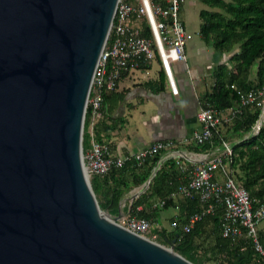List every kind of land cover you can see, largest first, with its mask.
<instances>
[{
	"label": "water",
	"instance_id": "water-1",
	"mask_svg": "<svg viewBox=\"0 0 264 264\" xmlns=\"http://www.w3.org/2000/svg\"><path fill=\"white\" fill-rule=\"evenodd\" d=\"M117 3L0 0V264H195L101 209L83 162Z\"/></svg>",
	"mask_w": 264,
	"mask_h": 264
},
{
	"label": "built area",
	"instance_id": "built-area-1",
	"mask_svg": "<svg viewBox=\"0 0 264 264\" xmlns=\"http://www.w3.org/2000/svg\"><path fill=\"white\" fill-rule=\"evenodd\" d=\"M183 2L184 0H118L108 38L89 90L86 110L87 107L90 108L92 126L96 120L104 116V94L116 90L124 75L141 66L149 65L155 58L160 61L171 93L178 94L172 63L185 64L186 71L189 72L185 51L188 36L184 22L180 18ZM144 20L150 27L151 37L141 35L140 24ZM237 93L239 102L224 110L209 106L201 107L197 112L200 127L185 141L196 146L204 145L211 139L212 129L215 126L231 121L250 104L261 107L263 101L260 98L264 94V84L259 90L237 89ZM263 113L264 111L253 126L254 135L259 132L263 124ZM175 144L172 140H157L136 152L115 154L109 143L96 140L91 130L89 146L82 150L83 162L89 177L93 174L104 176L113 167L123 166L126 161L141 166L147 158L160 154L147 180L150 183L162 164L173 159L180 176L170 194L165 198H157L152 208L161 209L166 201H176L179 198L195 201L196 209L189 213L184 221L178 218L172 220L171 228L189 233L195 223L204 217L219 214L221 236L232 243L246 240L254 253V264H264V238L259 232V225L264 222V203L258 204L254 201L248 189L231 175L224 162V157L232 154L230 144L223 142L220 152L203 158H197L189 153L184 156L174 150ZM217 173L222 179L216 177ZM144 184L140 190L143 189ZM148 185L141 193L148 188ZM133 199L130 198L128 211L123 212L117 221L126 228L155 240L156 235L152 234V229H161V227L152 220L131 214L129 211Z\"/></svg>",
	"mask_w": 264,
	"mask_h": 264
},
{
	"label": "trees",
	"instance_id": "trees-1",
	"mask_svg": "<svg viewBox=\"0 0 264 264\" xmlns=\"http://www.w3.org/2000/svg\"><path fill=\"white\" fill-rule=\"evenodd\" d=\"M201 1L210 8L199 11L200 37L207 46L212 47L217 53H229L231 66L220 64L214 70L215 81L212 88L205 92L201 98L200 106L224 110L239 102L237 89L248 91L262 88L264 84V0ZM140 25L141 35L151 37L147 21L144 20ZM254 66L256 67L257 75V84L255 85L252 84L250 79L251 69ZM162 83L161 81V86ZM104 95V102L111 107L125 99V92L123 91L114 90ZM260 114L261 107L256 104H250L244 107L242 113L231 121L215 126L212 129L211 139L204 145L196 146V149L204 150L217 146L222 150L223 142L229 143L232 154L224 157V162L227 164L234 179L248 189L251 197L258 204L264 203V198L260 197L264 193V120L259 132L251 136L250 134ZM89 123L90 108L87 107L82 140L84 150L89 146ZM93 133H95L94 137L96 140L103 142L95 130ZM247 134H249L248 139L237 140V138L240 139ZM159 158L160 154L149 157L141 166L135 162L126 161L123 166L113 167L104 176L91 175L90 183L92 189L97 196L96 198L100 196V201L99 199L97 200L100 208L112 215L118 214L124 194L137 185L142 186L148 180L152 168ZM242 159L243 161H241ZM179 176L180 174L174 160L165 161L152 177L148 188L132 200L129 212L135 216L151 220L155 215V209L162 210L172 206L173 201L168 200L163 208H152V204L157 198H165L170 194ZM255 180H260L263 187L256 189L254 186ZM140 203H142L144 209L146 208V211H136ZM186 204L191 208V212L196 209L195 201H187ZM123 209V212H126L125 208ZM185 217L186 215L180 220L184 221ZM219 219V214L206 216L195 223L189 233L177 231L178 236L173 243L172 239L175 238L176 233L167 232L164 228H156V241L159 238L162 242H166L176 252L195 264H210L211 258L207 255L208 252H205L200 239L201 228L204 223L212 221L219 229ZM226 240L234 248V251L230 252L233 254L234 264H241L242 260H247L248 264H254V253L250 246H248L247 251L241 253L237 251V248L238 245L243 243L242 241L232 243L229 239ZM222 242L226 245L225 241ZM226 255L228 254L226 253ZM226 262V264H230L228 258ZM220 263L222 264V261Z\"/></svg>",
	"mask_w": 264,
	"mask_h": 264
},
{
	"label": "crops",
	"instance_id": "crops-1",
	"mask_svg": "<svg viewBox=\"0 0 264 264\" xmlns=\"http://www.w3.org/2000/svg\"><path fill=\"white\" fill-rule=\"evenodd\" d=\"M181 10L184 12L183 4ZM201 42H203L202 39ZM204 45L207 49L210 48L205 43ZM210 51L214 52V56L217 53L212 47ZM210 53L212 56V52ZM217 59L218 57L215 60ZM197 63H201V61H197L194 65L195 67ZM206 66L210 67V64ZM198 68L203 69V73L196 71V73L193 74L190 68L189 72H187L186 66L183 63L174 66L173 72L176 80L178 77L177 82L179 81V84L176 82L178 87L177 95L171 93L158 58L152 60L147 67L141 66L132 70L129 74L121 78L116 89V91L125 92V99L115 104L114 107L104 103V116L96 120L93 126L89 123L90 127L88 126V131L90 132L92 130V132H94L95 130L103 142L109 143L115 154L133 153L157 140H172L176 143L174 150L181 152L184 156L187 153L197 158L215 155L221 151L217 146H213L212 149H196V145L185 141L200 127V123L197 120V112L201 108V93L204 90L200 81L207 67L204 68L202 65H198ZM161 76H163L162 79ZM183 79L187 80L186 84ZM161 81L163 82L162 86L160 85ZM205 92H207L206 88L204 93ZM135 109L140 115L142 135L134 138L133 143H131L130 135L125 132V127L129 123V118L127 116H132V110ZM128 113L130 114L127 115ZM251 135H254L252 131L250 136ZM227 136L229 137L228 134ZM248 138L249 134L244 135L240 139L237 138V140L241 141ZM183 159L185 160V158ZM241 161H243V159ZM216 177L222 179L218 173ZM254 186L256 189L263 187L260 180H255ZM132 194L130 196H125L121 200V208H125V211L129 209L128 204ZM260 197L264 198V193L261 194ZM186 202V200L179 198L173 201L172 206L166 208L165 211L155 209V215L151 220L157 223L161 228H164L167 232L176 233V229L171 228V230H167L162 224V219L165 217L166 211L168 210H172L169 217V225L175 218L183 219L185 215L187 216L191 212V208H189ZM142 210L146 211V208L144 209V206L140 203L136 211L142 212ZM122 211H124V209ZM259 232L264 238V222L259 225ZM200 235L205 252H208L207 255L211 258L209 261L210 263L221 264L220 262L222 261V264H226V259L228 258L229 263L234 264L233 254L230 253L234 251V248L228 244L226 238L224 239V237L222 238L220 236V231L214 222L204 223ZM222 241H225L226 245L223 244ZM242 242L243 243L238 245L237 248V251L241 253L247 251L249 248L248 246H250V243H247L246 240H242ZM226 253L228 255H226ZM241 264H248V262L247 260H242Z\"/></svg>",
	"mask_w": 264,
	"mask_h": 264
},
{
	"label": "rangeland",
	"instance_id": "rangeland-1",
	"mask_svg": "<svg viewBox=\"0 0 264 264\" xmlns=\"http://www.w3.org/2000/svg\"><path fill=\"white\" fill-rule=\"evenodd\" d=\"M205 8H210V7L207 6L202 1L184 0V2H183L184 12H182V10L180 11V18L185 23V30H186V34L188 36V38L186 40L185 51H186L187 62L189 64V68L191 69V72L193 74H195L196 71L203 73V69L198 68V65H202L204 68L207 67L205 72H204V75L201 77V81H200L202 83V86L204 87V90L201 93L202 97L205 94L204 93L205 88L207 91L212 88L213 83L215 81V78L213 76L214 70L218 67V65L225 64L228 67L231 66V64L229 62V53L219 54V53L215 52L216 54L214 56V52L210 51L211 47L209 46L210 48L207 49L205 47L204 43L201 42V38H200V35L198 32L199 11L201 9H205ZM211 9H217V8H211ZM199 48H200V50H199ZM210 52H212V56H211ZM190 53H191V55H190ZM217 57H218V59L215 60ZM192 59H193V62H192ZM199 60L201 61L202 64L197 63V66L195 67L194 66L195 63ZM175 63H177V62H175ZM175 63H172L173 71H174V66L177 64H180V63H177V64H175ZM207 64H210V67L206 66ZM174 77H175V75H174ZM250 79L252 80V84H254V85L257 84V75H256V67L255 66L251 69ZM177 80H178V77H177ZM177 80L175 77L176 82H177ZM183 81L186 84L187 80L183 79ZM177 83L179 84V81ZM257 89L259 90L261 88H257ZM260 99L263 101L262 106H261V113H262V111H264V94L261 96ZM129 114L130 113H128L127 115H129ZM131 114H132V116H127L129 118V123L125 127V132H127L130 135L131 143H133L134 138L142 135V125H140L141 121H140L139 112H137V110L135 109V110H132ZM89 127H90V125H89ZM252 132H253V129H252ZM90 178H91V176H90ZM140 189H141V185H137L136 187L128 190L124 194V197L130 196L132 193H134L135 191L140 190ZM98 199L100 201V196H98L97 200ZM162 210L165 211L166 209H162ZM171 212H172V210L166 211L165 217H163V219H162V224L165 226V228L167 230H171V227L169 225V217L171 215ZM152 232H153L152 234H154L157 231L155 228H153ZM157 241L161 242L165 246H169V244H167L166 242H162L159 238ZM210 264H213V263H210Z\"/></svg>",
	"mask_w": 264,
	"mask_h": 264
},
{
	"label": "bare ground",
	"instance_id": "bare-ground-1",
	"mask_svg": "<svg viewBox=\"0 0 264 264\" xmlns=\"http://www.w3.org/2000/svg\"><path fill=\"white\" fill-rule=\"evenodd\" d=\"M264 117V113H263V115H262V118Z\"/></svg>",
	"mask_w": 264,
	"mask_h": 264
}]
</instances>
